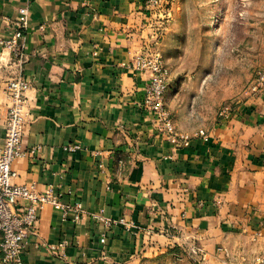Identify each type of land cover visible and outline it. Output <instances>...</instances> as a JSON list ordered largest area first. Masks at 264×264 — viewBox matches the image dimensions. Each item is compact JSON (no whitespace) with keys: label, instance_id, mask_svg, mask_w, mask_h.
I'll return each mask as SVG.
<instances>
[{"label":"crops","instance_id":"crops-1","mask_svg":"<svg viewBox=\"0 0 264 264\" xmlns=\"http://www.w3.org/2000/svg\"><path fill=\"white\" fill-rule=\"evenodd\" d=\"M23 6L22 51L0 44V146L7 83L20 75L31 82L22 146L40 149L13 161V181L52 187L62 201L130 224L113 226L101 242L97 221L75 223L46 203L23 263L146 264L177 248L202 249L203 264L264 256V93L222 121L196 124L189 104L182 112L168 91L175 127L188 139L173 142L142 108L149 71L131 65L158 46L161 4L0 0L1 39L11 37ZM75 142L78 150L63 149Z\"/></svg>","mask_w":264,"mask_h":264},{"label":"rangeland","instance_id":"rangeland-1","mask_svg":"<svg viewBox=\"0 0 264 264\" xmlns=\"http://www.w3.org/2000/svg\"><path fill=\"white\" fill-rule=\"evenodd\" d=\"M159 4L165 12L156 16L160 33L153 52L161 54L169 69L171 102L182 112L189 104L194 123L222 121L239 104L264 93V0ZM201 250L187 254L177 248L146 264H203ZM233 261L264 264V256Z\"/></svg>","mask_w":264,"mask_h":264},{"label":"built area","instance_id":"built-area-1","mask_svg":"<svg viewBox=\"0 0 264 264\" xmlns=\"http://www.w3.org/2000/svg\"><path fill=\"white\" fill-rule=\"evenodd\" d=\"M159 2L160 0H148L151 5ZM28 19L27 7H20L11 37L0 38V44L20 53L22 48L19 39L28 25ZM131 65L137 70L149 71L142 108L153 115L155 122L168 139L176 142L178 138H182L184 144H188L187 136L177 131L166 105L170 73L161 54L158 52L139 54L135 56ZM30 86L31 82L19 75L9 80L6 87L9 104L4 120L3 144L0 146V257L3 264H24L22 254L27 238L34 231L39 211L46 203L58 209L63 218H70L75 223H80L87 217L97 221L103 228L101 242L106 241L108 230L113 226L121 224L129 228L130 225L124 217L112 219L105 216L102 211H89L80 201H62L52 187L39 192L33 185L13 181L16 176L12 167L13 161L24 155L33 157L40 149L39 146L28 149L22 146L23 129L28 121L25 92ZM197 134L206 136L203 129H199ZM79 148L80 144L76 142L63 146L67 152H74ZM64 245L65 241L62 240L57 244H50L49 248L57 250Z\"/></svg>","mask_w":264,"mask_h":264}]
</instances>
